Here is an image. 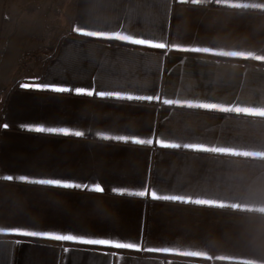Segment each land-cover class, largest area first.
<instances>
[{
	"label": "crops",
	"instance_id": "1",
	"mask_svg": "<svg viewBox=\"0 0 264 264\" xmlns=\"http://www.w3.org/2000/svg\"><path fill=\"white\" fill-rule=\"evenodd\" d=\"M230 4L248 7L235 9ZM260 4L264 0L221 4L206 0L200 5L169 0L165 18L164 10L157 7L134 15L132 10L142 7L140 0H0V67L9 55L15 70L19 56L25 55L16 75L1 82L5 89L0 101V229L4 230L0 264H264V167L243 166L264 165V161L161 149L155 143L105 141L98 135L259 150L264 125L235 114L172 108L156 101L57 94L34 87L95 86L134 95L159 94L161 99L262 106L264 62L149 49L74 31L77 27L122 31L126 26L130 32L163 37L182 47L264 54V10L255 7ZM26 15L38 17L32 35L38 36L44 24L49 36L54 35L50 51L45 44L36 49L11 47L18 23ZM49 22L54 23L51 32ZM28 53L34 54L26 58ZM23 84L30 88H22ZM38 126L67 127L85 135L27 130ZM217 160L241 166L232 168ZM6 175H12L13 181L4 180ZM21 175L29 181L57 178L89 187L100 183L105 190L41 186L20 182ZM114 187L129 192L148 187L158 194L188 193L194 198L202 193V198L222 195L224 203L239 208L121 196L112 192ZM14 228L136 242L140 250L9 234ZM149 247H167L172 252L149 253ZM189 251L205 256L181 255Z\"/></svg>",
	"mask_w": 264,
	"mask_h": 264
},
{
	"label": "snow or ice",
	"instance_id": "2",
	"mask_svg": "<svg viewBox=\"0 0 264 264\" xmlns=\"http://www.w3.org/2000/svg\"><path fill=\"white\" fill-rule=\"evenodd\" d=\"M206 0H180V3H191L192 5H200L205 3ZM225 0H215L216 4L224 3ZM142 7H137L132 10L134 15L139 16L143 8L157 7L164 10V16L167 17L169 0H140ZM229 7L235 9H246L248 5H236L230 4ZM255 7L264 10V4L256 5ZM145 22H153L149 18H145ZM76 33L84 37L97 38L105 41H116L123 42L126 45L131 46H141L149 49H159V50H177L181 52H191V53H205L211 54L217 57L224 58H243L244 60H254L264 62V54H255L252 51H215L212 47H182L179 44H169L166 39L159 36L145 37L141 32H130V30L123 26L122 31L116 30H92L86 31L84 27H77L74 29ZM24 89H29V84L21 85ZM38 89H46L53 93L65 94L72 93L78 96L87 97H99V98H113L117 101H139V102H160L163 105L170 106L172 108L188 109V110H204L206 112L224 113V114H235L236 116H244L253 118L252 122L264 125V105L262 106H241L239 103H220V102H209L207 100L200 99H188V98H164L161 99L159 94H130L120 90H96L95 86L91 88L86 87H68V86H56L54 84H37L34 85ZM5 128L8 127L7 124L4 125ZM30 132L40 133V134H59L63 136H75L83 137L85 135L84 131H70L67 127H32L27 129ZM101 139L105 141H117V142H131L134 145H147L152 146L154 143L161 149H171V150H188L197 154H212L215 157H230V158H252L259 161H264V144H261L259 150H240L235 146H209L207 143L203 142H184L179 143L175 141H170L166 139L156 138H138L135 135H105L98 134ZM217 163H224L232 168L240 167V163L230 160H217ZM249 168H262L264 165H243ZM14 177L12 175L4 176V180L13 181ZM18 180L20 182H30L32 184L41 186H55L62 189H72V190H88L95 193H103L104 187L100 183H95L91 187L88 184L66 182L57 178H41L29 181L27 176H19ZM113 193H117L121 196L129 195L134 197H150L153 201H165V202H178L185 205H195V206H207L209 208L225 209L232 208L238 209V204H226L223 202L224 197L222 195H217L214 198H202L203 193L199 196L194 194H158L156 190L149 191L148 187H144L140 191L129 192L126 188H112ZM233 198H237L234 195ZM0 232H4L0 229ZM11 235L31 237V238H42L49 239L59 242H72L74 244L81 245H91V246H103L111 247L114 249H128V250H140V244L136 242H119L113 239H103V238H86L82 235L77 234H58L49 231H35V230H24L20 228H14L10 231ZM18 242V241H17ZM67 251V249H65ZM149 253H170L171 248L167 247H149L146 249ZM181 255L185 257H201L205 256V253L199 251H189L183 252ZM223 259V257H219Z\"/></svg>",
	"mask_w": 264,
	"mask_h": 264
},
{
	"label": "rangeland",
	"instance_id": "3",
	"mask_svg": "<svg viewBox=\"0 0 264 264\" xmlns=\"http://www.w3.org/2000/svg\"><path fill=\"white\" fill-rule=\"evenodd\" d=\"M37 14V13H36ZM35 14V15H36ZM40 15V14H39ZM46 13H44V17H45ZM28 15H26L22 21H20L19 24V29L17 31V29L14 31V34L17 33L13 36L12 40H11V47H13L14 49H18L24 46L28 47H34V49L39 48V45H48V51H50L53 48V44L55 43V39H54V35H52V37L49 36L48 31H47V27L45 28V24H44V30L37 36V35H32V28L34 26H36L37 24V19L38 17L35 16L33 18L27 19ZM50 26L48 28L49 32H51V28L54 25V23L49 22ZM16 27V25H15ZM9 43V42H8ZM38 52V51H36ZM34 53H29L26 55V58H31L32 55ZM10 58V56L8 55L4 60V63L1 65L0 67V101L2 99V96L4 94V89L5 87H3L1 85V82L3 79H8V78H13L14 75H16L18 69L21 67V65L24 63V59H25V55L23 54L22 56H19V64L17 66V68L15 70H13L14 68L12 67V64L10 62H8V59Z\"/></svg>",
	"mask_w": 264,
	"mask_h": 264
}]
</instances>
